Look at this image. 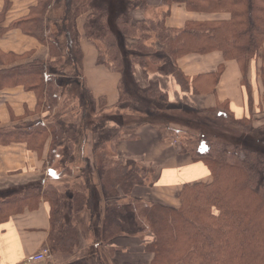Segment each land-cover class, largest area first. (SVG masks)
Returning <instances> with one entry per match:
<instances>
[{
    "label": "trees",
    "instance_id": "obj_1",
    "mask_svg": "<svg viewBox=\"0 0 264 264\" xmlns=\"http://www.w3.org/2000/svg\"><path fill=\"white\" fill-rule=\"evenodd\" d=\"M97 1L39 0L27 17L13 21L9 26L20 29L47 46L49 59L34 60L26 65L0 70V89L19 84L26 90L33 91L38 109L46 115L44 121L0 128V144L23 142L30 150L40 154L50 137L45 168H51L54 164L66 132L60 122L50 120L61 98V85L57 80L59 70L67 68V75L80 78L89 101L87 111H90L91 101L94 103L82 80L83 55L76 23L81 14H86L84 35L98 51L97 65L118 71L122 78L127 71L134 76V67H139L147 82L150 81L143 92L170 105L175 104L169 103L157 81L148 79L150 73L171 76L181 90L188 91L191 89L189 79L177 66V59L189 53L220 51L225 59L237 61L243 82L248 64L261 54L264 43V0H163L183 4L193 12L228 16L227 19L189 22L178 29L169 28L165 24L166 13L161 17L156 15L146 21L133 22L130 11L136 7L144 9L146 4L143 0H127L125 7L115 11L109 1L119 5L120 0H104L102 3ZM109 18H114L113 24L109 22ZM150 36L154 39H150ZM119 38L122 49L118 44ZM150 51L152 55L145 57V53ZM157 51L162 55H156ZM4 57L5 54L0 52V61ZM147 59L160 63L161 67L150 71L147 69ZM59 64L60 69L54 68ZM220 70L221 67L218 72ZM259 77L264 86V67ZM243 85L248 92L251 107L253 101L250 99V86L244 82ZM122 93L120 84L119 102ZM170 105L166 107L172 109ZM149 108L150 115L141 116L133 122L135 128L145 124L158 127L170 125L171 120L175 119L168 112L157 110L155 105H149ZM93 110L92 108V112ZM199 113L209 116L206 127L212 126V116L224 114V119L230 121L232 128H236L233 131L240 130L239 134L230 131L229 136L223 138H219L213 131L215 135L206 139L201 132L202 122L184 126L188 131L201 132V135L187 133L189 136L186 138V146L183 145L181 151L190 155L193 160L203 161L210 170L212 181L207 185L203 182L185 184L179 190L181 194L178 197L182 196L184 200L186 191L189 197L194 195L192 198L200 197L201 192H207L218 215L211 217L206 212L199 215L198 209L190 207H185L180 212L181 209L152 204L141 213L155 232V239L143 250L144 254L149 255L147 259L136 263L113 259L112 264H225L228 257H237L240 252H246L250 244L255 252L253 260L264 259V131L254 127L249 117L236 119L227 102ZM119 124L121 126L109 139L114 149L119 137L122 141L129 140L136 134L134 128L126 136L123 130L125 124ZM242 127L246 130H241ZM85 141L82 138V147H85ZM67 143L72 146L74 142L68 137ZM69 146L63 149L68 155L72 151ZM81 151V163L86 165L83 149ZM94 159L103 201L96 241L103 244L114 231L119 230L120 216L125 208L117 198L130 196L133 186H151L152 181L148 178L153 172L132 158L119 157L115 160L99 148L94 150ZM90 190L88 184L85 189L71 192L67 197L61 195L53 184L48 188L45 184H38L20 191H9L0 197V220L24 206L35 207L42 198L49 204L48 245L71 254L79 244L75 216L80 215L84 209H91ZM70 203L72 208L67 211ZM94 215L89 213V222ZM73 264H84V259L80 258Z\"/></svg>",
    "mask_w": 264,
    "mask_h": 264
},
{
    "label": "crops",
    "instance_id": "obj_2",
    "mask_svg": "<svg viewBox=\"0 0 264 264\" xmlns=\"http://www.w3.org/2000/svg\"><path fill=\"white\" fill-rule=\"evenodd\" d=\"M38 1L0 0V52L5 54L4 59L0 61V70L26 65L34 60L46 61L49 59L47 46L24 34L20 29L9 27L13 21L27 17ZM143 1L146 4L144 9L136 7L130 11L133 22L136 20L146 21L147 18L156 15L161 17L162 14L166 13L165 24L169 28L178 29L189 22L228 18L226 15L193 12L183 4L169 3L163 0ZM148 11H154L155 14H150ZM85 22L86 14L78 16L76 23L80 33V46L83 55L82 80L89 97L97 105L103 103V108H97L98 113L101 111V114H105V110L117 108L122 75L109 67L97 65L98 51L93 42L84 35ZM176 63L182 73L189 79L190 90H181L176 80L171 76L153 73L148 76V79L158 82L159 89L167 95L169 103L175 104L172 109L190 117H184L177 113L172 115L175 116V120H171L170 125L158 127L145 124L134 129L135 133L138 134L137 137L141 140L146 138L144 135L146 132L157 133L159 142L163 143L164 148L169 149L174 154L173 160L166 161L165 159L150 162V165L155 168V178L150 187L163 189L165 193L176 189L180 190L185 184L206 182L211 179L210 170L203 161L193 160L190 155L181 151L182 148L177 143H173L174 138L178 136L177 134H184L185 125L195 124L197 122L195 119L202 116L199 112L213 109L223 102L228 103L229 110L236 119L247 117L246 114L250 112L249 95L243 85L242 74L236 60L225 59L220 51H211L186 54L178 58ZM219 67H221V70L218 72ZM255 72V67H251L249 70L251 79L256 75ZM59 76L62 79L64 78L62 74ZM63 93L64 89L61 86V98ZM72 99L77 101V98L70 97L68 100L72 101ZM45 115L44 112L38 109L37 98L33 91H28L19 84L5 86L0 89V128L32 124L37 120L44 121ZM192 117L195 119H192ZM189 119L190 122H187ZM86 127L88 128L87 125ZM87 134L85 147L81 145L82 139L76 138L74 143L80 150H73L69 155L63 152L66 142L60 145L62 154L56 161L58 165L61 164L59 166L60 170L63 168L61 166H65L69 170L75 168L74 173L81 175L85 173L93 175L95 173L91 161L94 154L91 155L89 149L93 139L90 132H87ZM50 140V137L47 138L40 154L30 150L23 142L0 144V197L9 191H20L26 187L40 183L44 184V163ZM121 142L130 143L127 140H121ZM82 149L85 154L86 165L77 164L78 166H76L72 158L74 159L75 156L80 158ZM75 153L77 154L75 155ZM157 157H164V155H158ZM78 162H81V160ZM69 173L71 172L69 171ZM86 181H88L87 185L90 182L93 184L91 185V194L93 191H97V186L94 185V182L92 183L93 178H87ZM87 211L81 213L86 221L88 220ZM77 225H81L80 219L77 220ZM97 232L96 229L92 238L97 236ZM49 233V204L44 199L40 198L33 208L24 206L21 210L11 213L0 220V264H25L28 256L48 246ZM81 237L79 236L78 247L73 253L52 252L47 257V264H73L74 260L80 258L84 259V264H95L93 256L94 260H90L92 259L91 254L94 253L90 234L85 233ZM100 249L103 250L101 247ZM108 250L112 260L138 262L136 259L138 258L139 249H131L128 245H112Z\"/></svg>",
    "mask_w": 264,
    "mask_h": 264
},
{
    "label": "rangeland",
    "instance_id": "obj_3",
    "mask_svg": "<svg viewBox=\"0 0 264 264\" xmlns=\"http://www.w3.org/2000/svg\"><path fill=\"white\" fill-rule=\"evenodd\" d=\"M103 1L104 0H98L97 2L102 3ZM109 2L113 8V11L117 9H122L127 4V0H120L119 5L113 4V1ZM149 13L153 15L155 14L154 11ZM113 19L114 18H109V22L111 24H113ZM150 39H154V37L150 36ZM118 44L122 49L123 45L121 44L120 38L118 39ZM152 44H155L154 41L152 42ZM124 53H126V51ZM151 53V51L146 52L145 57L151 56ZM260 53L261 54L259 55V57H255L248 64L249 67L247 66L246 73L244 76L245 81L243 80L245 84L247 83V85L250 86V99L251 101H253L250 107V112L246 114L247 117L244 118L249 117L254 127H256L260 131H264V86L262 85L259 77L260 71L262 67H264V43L262 44ZM155 54L158 56L162 55L160 51L155 52ZM147 60V69H149L150 71L157 70L161 67L160 63H153L150 62L149 59ZM61 64L57 65V67L54 68L60 69ZM125 64L127 63L125 62ZM253 66L256 69L255 74L257 75H254L251 79V76L249 75V70ZM134 68V76L130 75L128 71L123 75L121 82L123 88V96L121 102L118 101L116 109L105 110V114H101V111L98 113L97 111V108H103V103L97 105L95 102L93 103L92 101L90 111H87L89 101L85 95V90L82 86V83H80V78L67 75V68H64L63 70L60 69L59 73H57V80L64 89V93L63 97L60 98L57 108L55 109L54 113H52L50 120L60 122L62 127L65 129L66 132L62 138V143L66 142L64 146H69V143H67L68 137L70 139L72 138L73 142L74 140H76V138H85L86 140V136L88 135L87 132H90L93 139V142H91L89 146L91 155L94 154V150L99 148L100 151H104L107 156H110L115 160L119 157L132 158L136 161L143 163L145 166L149 167L152 170L153 173L149 175L148 179L149 181H153V179L155 178V168L153 165H150V162H158L160 160L165 159L166 161H170L174 159V154L171 153L169 149L164 148L163 143L159 142V135L157 133L145 131L146 133L144 135L146 138L142 140L137 137L138 134H135L133 139L127 140L130 141V143L121 142V137H119L115 149L112 147L113 143L109 139L115 133L117 128L121 126L119 122L125 124L123 130L126 136H128L132 132V129L135 128L133 122L141 118V116L146 117L147 114L151 113L149 105L152 107L153 105H155L157 110H163L164 112H168L170 115H175L177 113L184 117H187L188 115L181 114L178 110L176 111L175 109H168L166 105L170 104H167L168 102H163L160 98H154L146 95L143 91H145L144 88L149 85L150 81L147 82V79L144 77L142 70L139 67ZM61 74L64 75L63 79L59 76ZM69 97L74 99L77 98V101L73 99L72 101L68 100ZM169 107H174V105H170ZM182 107H184V105H182ZM92 108L94 109L93 112ZM201 114L202 116L198 117L199 119H195L193 117L192 119H195L197 121L196 123L202 122L201 127L203 128H201V132L203 133L206 139H209L215 134L219 136V138H223L226 135V137H228L230 131L236 129L232 128L233 126L231 125L230 121L224 119V114L212 116L213 118L210 116V120L213 122L212 126L209 125L208 127H206V122L209 119V116L207 114ZM204 123L205 125H203ZM86 125L88 126V128L86 127ZM241 130H246V128L242 127ZM213 131H215V134L213 133ZM238 131L233 132L235 134H239ZM201 132H196L195 130H185L184 134H177L178 136L177 138H174L173 143H177V145L182 148L183 145L186 146V138L189 136L187 135V133L195 135L197 133L198 135H201ZM101 143H103L102 146ZM75 144L76 143H73L72 146H69L71 150H80L77 145L75 146ZM72 151H70V154ZM61 154L62 152L60 151L51 168H45L43 181L46 188L50 187V185L53 184L60 190L61 195L67 197L71 192H74L76 190L81 191L85 189L88 182L86 181V179L93 178L92 183L94 182V185L97 186V191H93L92 194L90 193L91 209H84V211L88 210V220L86 221L81 214L75 216V218L76 221L80 219L81 223L80 226L77 225L79 236L81 237L82 234L85 233H88L91 236V241L93 245L92 250H94V253L91 254V258L92 256L93 258H95V264H112L114 262L111 259V254L108 250V248L112 245H128V247L131 249H139L138 258L136 260L144 261L145 259H147L149 255L144 254L143 250L145 247H147L150 243L153 242V240L155 239V232L154 229L147 224V218H143L141 213L143 210H147L148 207H150V205L152 204L167 206L174 210L181 209L180 212L184 210L185 207H190L193 210L198 209V212H200L199 215H203L202 212H206L211 217H213V215H218V210L216 209V207L213 206V201L210 199L209 195L207 196V192H203V194L201 192L200 197L192 198L194 195L189 197L186 191L184 196L185 199L182 200V196H180V198L178 197L179 194H181L179 189L170 192L167 191L166 193L168 194H166L163 189H153L150 186H147L146 184L137 185L131 188L130 196L125 198H117L118 200L120 199V203L125 208L124 212L120 216L119 230L114 231L113 235H111L109 240L106 243L103 242V244H101L99 241H96V236H94L95 238H92V235L93 233L95 234L96 229L97 231L100 230V224L102 219L101 210L103 207V201L101 198V188L99 186L100 183L98 175L96 173H94L93 175L88 173L81 175L79 173H74L75 168L73 170H69L65 168V166H61L63 168H61L60 170L59 166L61 164L58 165L56 161L58 160ZM76 154L77 153H75V155ZM158 155H164V157H157ZM72 161H74L76 166L82 164L81 162H78L80 161V158H78V156H75L74 159L72 158ZM91 161L92 167H95L94 156L91 158ZM69 171L71 173H69ZM211 181L212 180L210 179L209 181L203 183L207 185ZM89 185L91 187V185L93 184H91L90 182ZM71 206L72 203L67 206L66 210H71ZM90 212L94 213L95 215L93 220L89 222ZM85 226L87 229L85 228ZM47 247L49 248L50 253H54L55 251L61 252L60 250H56L57 248L51 247L50 245H48ZM100 247L103 249L102 251ZM254 253L255 252L253 251L252 245L250 244L246 252H240L239 254H237V257H235V255H233V257H228V259L224 263L264 264V259L258 260L255 258L253 260ZM240 257L241 259H232ZM93 258L90 260L93 261ZM75 261L76 260H74V262Z\"/></svg>",
    "mask_w": 264,
    "mask_h": 264
},
{
    "label": "built area",
    "instance_id": "obj_4",
    "mask_svg": "<svg viewBox=\"0 0 264 264\" xmlns=\"http://www.w3.org/2000/svg\"><path fill=\"white\" fill-rule=\"evenodd\" d=\"M50 255L48 247H44L36 253L31 254L26 259L25 264H47V257Z\"/></svg>",
    "mask_w": 264,
    "mask_h": 264
}]
</instances>
